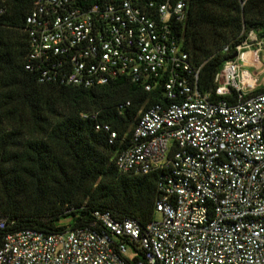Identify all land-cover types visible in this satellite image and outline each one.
Segmentation results:
<instances>
[{
  "label": "built area",
  "instance_id": "built-area-1",
  "mask_svg": "<svg viewBox=\"0 0 264 264\" xmlns=\"http://www.w3.org/2000/svg\"><path fill=\"white\" fill-rule=\"evenodd\" d=\"M86 1H34L25 68L41 83L161 85L167 103L141 111L132 144L114 161L121 173H162L160 219L143 226L95 211L88 226L7 233L0 264H264V92L254 94L259 74L242 68H262L264 38L251 31L235 47L211 101L175 35L184 0Z\"/></svg>",
  "mask_w": 264,
  "mask_h": 264
},
{
  "label": "trees",
  "instance_id": "trees-1",
  "mask_svg": "<svg viewBox=\"0 0 264 264\" xmlns=\"http://www.w3.org/2000/svg\"><path fill=\"white\" fill-rule=\"evenodd\" d=\"M34 1L0 0V247L11 232L88 226L95 211L144 226L155 218L162 173L125 174L114 161L132 144L141 111L167 103L162 87L146 92L127 78L88 88L39 82L25 68V19ZM184 2L186 18L175 35L200 68L199 91L217 101L214 78L235 47L251 31L264 38V0ZM226 45L229 53L222 52Z\"/></svg>",
  "mask_w": 264,
  "mask_h": 264
},
{
  "label": "rangeland",
  "instance_id": "rangeland-1",
  "mask_svg": "<svg viewBox=\"0 0 264 264\" xmlns=\"http://www.w3.org/2000/svg\"><path fill=\"white\" fill-rule=\"evenodd\" d=\"M261 62L263 64L262 68H256L254 66H251L248 63L243 62L242 63V68L251 72V73H258V87L262 86L264 87V47L262 48V52H261ZM155 219H160L159 214L155 215Z\"/></svg>",
  "mask_w": 264,
  "mask_h": 264
},
{
  "label": "water",
  "instance_id": "water-1",
  "mask_svg": "<svg viewBox=\"0 0 264 264\" xmlns=\"http://www.w3.org/2000/svg\"><path fill=\"white\" fill-rule=\"evenodd\" d=\"M237 56H238V54H237V53H234V54L231 56V59H235Z\"/></svg>",
  "mask_w": 264,
  "mask_h": 264
}]
</instances>
